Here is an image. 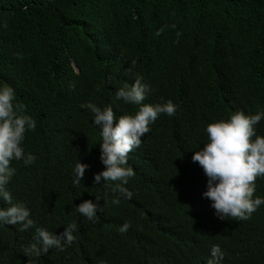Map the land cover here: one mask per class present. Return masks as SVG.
<instances>
[{"label":"trees","instance_id":"trees-1","mask_svg":"<svg viewBox=\"0 0 264 264\" xmlns=\"http://www.w3.org/2000/svg\"><path fill=\"white\" fill-rule=\"evenodd\" d=\"M138 76L144 103L171 100L177 110L160 114L128 154L133 196L117 205L113 182L94 183L104 170L100 130L80 105L134 114L139 106L115 92ZM4 84L36 121L22 143L36 160L12 161L7 190L38 227L59 235L77 224L65 251L35 264H207L213 245L223 253L214 264H264V204L248 220H221L192 161L209 123L264 112V0H0ZM255 130L264 136V118ZM77 162L89 165L78 187ZM255 184L264 198V177ZM85 200L98 204L95 223L76 211ZM19 228L0 226V264H28L35 229Z\"/></svg>","mask_w":264,"mask_h":264},{"label":"clouds","instance_id":"clouds-1","mask_svg":"<svg viewBox=\"0 0 264 264\" xmlns=\"http://www.w3.org/2000/svg\"><path fill=\"white\" fill-rule=\"evenodd\" d=\"M174 28L175 25H172ZM164 29H158L161 35ZM180 33H177L179 36ZM148 87L137 77L131 84H125L115 92L116 99L139 106L134 114L116 116L111 106L100 108L89 102L81 104L93 114V124L100 130V161L104 170L94 174V183L113 182L112 192L118 194L111 203L119 204L120 198L131 200L133 193L124 185L135 175L127 166L128 154L140 147L142 137L149 131V125L155 122L160 114L174 116L177 106L168 100L164 103L146 104ZM264 118V112L246 115L237 110L228 119L209 123L205 132L207 143L195 151L192 161L198 163L207 177V191L203 196L211 201L215 215L224 220L231 217L248 220L264 204V198L256 197V179L264 177V136L257 135L255 126ZM36 121L28 114L23 104L16 102L15 90L4 84L0 86V200L8 206L0 207V226L20 225V231L35 229L33 241L24 248L29 258L28 264H35L33 258H40L55 248L66 250L75 240L73 234L77 224L70 223L59 235L46 228L36 226L30 218V210L22 202H14L6 185L15 175L12 161H23L25 166L35 162L36 157L25 153L22 143L28 131H35ZM89 165L77 162L73 169V186L78 187ZM99 201V198H96ZM98 204L85 200L76 206V211L87 220L95 223ZM101 210V209H99ZM129 228L127 223L120 227L121 232ZM212 259L207 264L223 259L219 245L210 249Z\"/></svg>","mask_w":264,"mask_h":264},{"label":"water","instance_id":"water-1","mask_svg":"<svg viewBox=\"0 0 264 264\" xmlns=\"http://www.w3.org/2000/svg\"><path fill=\"white\" fill-rule=\"evenodd\" d=\"M73 68L76 70V68L73 66Z\"/></svg>","mask_w":264,"mask_h":264}]
</instances>
